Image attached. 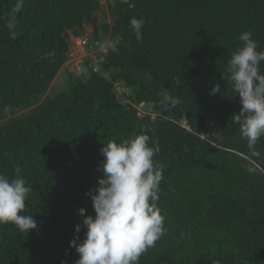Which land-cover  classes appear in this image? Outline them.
<instances>
[{
  "label": "trees",
  "instance_id": "trees-1",
  "mask_svg": "<svg viewBox=\"0 0 264 264\" xmlns=\"http://www.w3.org/2000/svg\"><path fill=\"white\" fill-rule=\"evenodd\" d=\"M17 2L0 0V173L20 167L32 189L21 214L37 228L0 224V264H75L69 243L78 224L84 239L78 210L95 215L85 193L102 176L100 148L142 132L159 147L166 235L139 264H264V137L253 155L222 78L243 32L264 50V0L108 2L85 44L91 52L107 36L104 50L82 69L66 66L50 93L68 34H84L100 1L21 0L14 12ZM132 18L145 21L142 41ZM217 83L221 94L210 95Z\"/></svg>",
  "mask_w": 264,
  "mask_h": 264
},
{
  "label": "clouds",
  "instance_id": "clouds-1",
  "mask_svg": "<svg viewBox=\"0 0 264 264\" xmlns=\"http://www.w3.org/2000/svg\"><path fill=\"white\" fill-rule=\"evenodd\" d=\"M20 7L21 0H18L13 11ZM144 24L143 18L130 21L137 41H142ZM8 28L13 30L14 22ZM82 39L86 37L80 36L79 43ZM238 39L242 46L232 53L226 67L227 76L222 78L228 81L232 96H238L241 105L239 112L232 116L233 123L239 125L241 138L252 154L258 156L255 146L264 137V73L260 71L264 50H258V42L251 38L250 32H243ZM80 47L85 61L86 57L95 59L94 53L103 51L105 45L91 52L85 51V45ZM66 63L61 69L70 64ZM218 93L221 94L219 83L209 94ZM141 104L136 106L139 111L143 110ZM149 142V135L142 132L119 143L109 140L100 148L103 159L97 170L102 176L98 177L95 189L85 193L91 198L95 215H85L84 208L78 210L85 227L84 239L77 243L81 230L78 224L69 243L78 254L75 264H139L141 255L166 235L165 218L158 207L163 166L154 160L158 145L152 141L150 146ZM15 172L18 175L14 178L0 173V224L11 223L19 232L28 233L37 228V223L32 215L21 213L32 189L19 175V166Z\"/></svg>",
  "mask_w": 264,
  "mask_h": 264
},
{
  "label": "rangeland",
  "instance_id": "rangeland-1",
  "mask_svg": "<svg viewBox=\"0 0 264 264\" xmlns=\"http://www.w3.org/2000/svg\"><path fill=\"white\" fill-rule=\"evenodd\" d=\"M99 1H100L99 11L95 14L94 18L88 24L85 25V32L83 36H85L86 38L87 37L90 38V35L92 34V32L96 29L99 22L104 18V11H106V4L108 2H113L114 0H99ZM106 21L110 22L108 18L106 19ZM67 40L70 42L69 43L70 44V55L75 57L76 60L78 59L80 60L83 54H82V47H80V45L82 46V44L79 43V37L71 38L70 36H67ZM106 41H107V36L104 37L101 45H99L100 50L105 45ZM79 48H81V50ZM68 63L69 62H67L66 64ZM64 79H65V75H64L63 69H61V71L58 73L57 78H55L52 81L51 86L49 88L50 90L49 93L53 91L61 90L64 86V83H63ZM146 109L148 110L149 107H146Z\"/></svg>",
  "mask_w": 264,
  "mask_h": 264
},
{
  "label": "built area",
  "instance_id": "built-area-1",
  "mask_svg": "<svg viewBox=\"0 0 264 264\" xmlns=\"http://www.w3.org/2000/svg\"><path fill=\"white\" fill-rule=\"evenodd\" d=\"M124 1H126V0H124ZM80 43L82 44V45H85L86 44V40L85 39H82L81 41H80ZM84 54H83V56H82V58L79 60H76L75 59V57H73L72 55H70V53H69V63L70 64H72V67H74V68H76V69H82L83 68V66H84Z\"/></svg>",
  "mask_w": 264,
  "mask_h": 264
},
{
  "label": "crops",
  "instance_id": "crops-1",
  "mask_svg": "<svg viewBox=\"0 0 264 264\" xmlns=\"http://www.w3.org/2000/svg\"><path fill=\"white\" fill-rule=\"evenodd\" d=\"M68 36H70L71 38H75V36H73L72 34H69ZM81 50V48H79ZM83 51V50H82Z\"/></svg>",
  "mask_w": 264,
  "mask_h": 264
}]
</instances>
